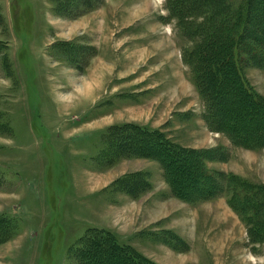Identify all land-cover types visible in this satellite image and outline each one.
<instances>
[{"label":"rangeland","instance_id":"1","mask_svg":"<svg viewBox=\"0 0 264 264\" xmlns=\"http://www.w3.org/2000/svg\"><path fill=\"white\" fill-rule=\"evenodd\" d=\"M174 1L0 0V264H89L105 231L141 264H264V146L234 142L239 101L213 99L215 116L193 62L225 7L181 26ZM261 41L245 34L235 60L264 101ZM138 127L197 161L210 192L176 197L162 162L128 145Z\"/></svg>","mask_w":264,"mask_h":264},{"label":"trees","instance_id":"2","mask_svg":"<svg viewBox=\"0 0 264 264\" xmlns=\"http://www.w3.org/2000/svg\"><path fill=\"white\" fill-rule=\"evenodd\" d=\"M260 1L264 4V0H243L242 4L235 11L230 12V8L228 7L230 4L229 0H220V4L216 0L219 5L222 3V8L225 7L223 14L226 15V18L222 19V24L217 28L214 36L204 42V48L195 53L198 55V60L193 61L197 63V83L199 89L203 95H207L208 101L211 103V110L214 108L212 104H215L213 103V99H215L216 103H224L225 100H230V98L231 100L239 101V111L230 116L234 124L227 125L225 129L233 137L234 142L238 146L256 149L264 146V121L254 124L257 126L256 130H260L258 131L259 133L248 130L249 128L247 129L248 126L244 122L253 121V116H250L248 120L245 117L249 111H256L254 115L259 113L264 118V101L258 99L247 87L235 60V50L240 46V42L245 34L250 36L252 32L256 38L262 39L263 41L261 42H264V7H256V10H262V13L259 12V16L254 21L256 22L255 30L250 25V11L254 7V4ZM204 3L207 6L210 5L209 0H175L172 3L170 12L177 19L179 25L181 24L182 26L183 24H189L188 19H190V14L200 13L201 9L199 8L202 4L204 6ZM209 35L210 33L206 39ZM193 55L190 54L191 57ZM227 90H231L227 94L228 97L224 95ZM242 100H246L247 102L241 103L240 101ZM213 114L215 116L220 114L221 116V113L216 108L213 109ZM238 122H241V124ZM148 132L138 127V131L132 132V136L135 138L134 141H131L132 136L128 137V139L126 137L128 145L133 144L134 147L138 146L141 151L145 150L147 153H150L149 155L152 158L162 162L166 180L171 185L176 197L192 202L191 199L187 198L190 197L189 194L197 192L196 190H200L198 193L201 194L202 191L206 194L210 192L211 184H208V178L201 176L199 172L194 173L196 166H198L197 161L194 162L191 159H189L191 161H184L183 159H187L185 152L178 149L175 151L171 142L163 140L160 135L159 137H150L154 133ZM234 134L240 136H234ZM190 154L192 155V153ZM176 162L179 163L176 164ZM232 180L231 177L227 178V184L230 185ZM181 187L188 188L189 191L184 192L180 189ZM7 233H9V228H0V236H5ZM94 239L93 244L95 246L87 248L82 253L85 262L88 259L92 264H99L98 262H94V260H97L101 254L106 256L109 261L141 264L139 254L133 250L132 246L120 243L115 234L105 231V233H101V235H98ZM97 253H100L98 254L99 256ZM111 254H116L117 257L114 259V256H111ZM146 261L154 264V262L148 259Z\"/></svg>","mask_w":264,"mask_h":264},{"label":"crops","instance_id":"3","mask_svg":"<svg viewBox=\"0 0 264 264\" xmlns=\"http://www.w3.org/2000/svg\"><path fill=\"white\" fill-rule=\"evenodd\" d=\"M152 186H153V184H152ZM116 235H118V234H116ZM117 239H118V237H117ZM118 240H119V239H118ZM119 241H120V240H119ZM120 243H121V241H120ZM122 244H127V243H123V242H122Z\"/></svg>","mask_w":264,"mask_h":264},{"label":"bare ground","instance_id":"4","mask_svg":"<svg viewBox=\"0 0 264 264\" xmlns=\"http://www.w3.org/2000/svg\"><path fill=\"white\" fill-rule=\"evenodd\" d=\"M107 258V257H106Z\"/></svg>","mask_w":264,"mask_h":264}]
</instances>
